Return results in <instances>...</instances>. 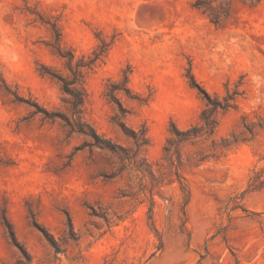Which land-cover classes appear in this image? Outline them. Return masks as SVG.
<instances>
[{"label":"rangeland","instance_id":"1","mask_svg":"<svg viewBox=\"0 0 264 264\" xmlns=\"http://www.w3.org/2000/svg\"><path fill=\"white\" fill-rule=\"evenodd\" d=\"M193 2L0 0V264L25 258L5 217L31 254L28 264H264V0H235L220 25ZM45 21L57 23L62 46L76 58L111 43L88 69L84 117L128 147L113 117L147 128L146 157L165 177L153 191L154 224L149 192L136 193L128 176L105 178L110 152L83 147L86 136L45 117L43 108L70 114L60 83L39 71L44 63L68 72ZM190 70L212 94L237 86L242 93L221 114L215 136L237 143L216 149L207 139L182 149L191 192L184 216L164 146L173 122L187 128L205 107ZM126 73L144 100L120 92L123 115L104 93L109 79ZM244 125L255 126L254 134ZM201 153L208 158L199 162Z\"/></svg>","mask_w":264,"mask_h":264},{"label":"trees","instance_id":"2","mask_svg":"<svg viewBox=\"0 0 264 264\" xmlns=\"http://www.w3.org/2000/svg\"><path fill=\"white\" fill-rule=\"evenodd\" d=\"M234 1L235 0H194L192 6L205 14L212 23L220 25L230 17ZM243 1L257 4L261 0ZM45 22L51 24L55 39L53 48L56 54L65 60L68 72L66 74L62 73L60 70L44 63L40 65L39 71L41 74L56 79L60 83L62 91L69 97L68 102L70 104V114L65 115L58 111H49L43 108L42 111L45 117L51 120L60 117L64 121V126L68 128L69 132H77L86 136L88 140L84 143L83 147H98L110 152L114 157L113 167L110 171L104 173L105 178L114 179L116 177L128 176L130 180H132V178L136 180V185L134 186L137 188L136 193H144L147 195V192H149V218L154 224L153 211L155 198L153 191L156 186L160 185L165 180V177H163L162 174L157 175L153 169V165L146 157L145 151L150 143L147 128L145 126L140 129L133 128L127 125L125 121H120L118 117L119 114H116L113 117V121L132 141V146L128 147L98 132V130L84 117L87 99L86 77L88 69H92L95 62L107 55L111 43L102 41V44L94 50L93 56L89 57L88 60H85V58H76L72 51L66 50L62 46L60 41L61 32L57 23ZM189 77L190 84L198 88L203 94L205 107L202 109L198 121L187 128H181L173 122L170 128V136L167 138L164 146L165 157L169 160L170 166L173 168V174L176 175L172 181H178L182 191L183 199L180 206L184 216L187 215L186 206L190 201L191 192L181 171L184 155L182 149L186 144H195L200 140L207 139H211L212 146L216 149H228L231 145L237 143L236 139L230 140L229 138H221V142L217 143L215 136L220 123L221 114L235 108L237 105V98L242 93L240 92L239 86H237L233 91H230L227 87V92L224 96L212 94L197 81L191 70L189 71ZM129 82L130 73H126L121 80L109 79L104 93L109 101L118 105L120 113L123 115H126L129 111L124 108L123 102L119 97L120 92L125 93L131 99L144 100L134 93ZM258 125L263 128L264 122L260 120ZM254 127L253 125H244L246 131L251 134H254ZM77 149H80V147H77ZM206 158H208V155L201 153L198 161L202 162ZM91 209L93 210V215H100L94 208ZM4 220L11 239L20 247L25 257L18 259L16 264L30 263L32 260L31 254L18 242L12 224L6 217ZM35 224L39 226L36 222ZM41 229L48 237L46 230H44V228ZM51 243L56 252L61 251L56 244L53 242Z\"/></svg>","mask_w":264,"mask_h":264}]
</instances>
